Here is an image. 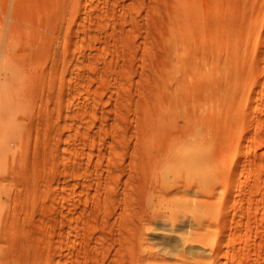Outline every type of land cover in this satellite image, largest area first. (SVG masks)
Listing matches in <instances>:
<instances>
[{"label":"rangeland","instance_id":"374dc122","mask_svg":"<svg viewBox=\"0 0 264 264\" xmlns=\"http://www.w3.org/2000/svg\"><path fill=\"white\" fill-rule=\"evenodd\" d=\"M0 264H264V0H0Z\"/></svg>","mask_w":264,"mask_h":264},{"label":"bare ground","instance_id":"6f19581e","mask_svg":"<svg viewBox=\"0 0 264 264\" xmlns=\"http://www.w3.org/2000/svg\"><path fill=\"white\" fill-rule=\"evenodd\" d=\"M233 34H234V32H233ZM237 34V33H236ZM235 34V35H236ZM236 37V36H235ZM190 156V155H189ZM188 156V157H189ZM193 156H190L189 158H192ZM186 163V162H185ZM183 164H184V162H183ZM187 164V166L189 167V169H188V172H190L191 173V170L192 171H194V170H198V167H197V163H194V162H191V163H186ZM181 180V181H180ZM189 180L188 179H179V180H177L176 181V189L177 190H183V192H187L188 191V189L189 188H187V186L189 185ZM186 201H188V200H186Z\"/></svg>","mask_w":264,"mask_h":264}]
</instances>
